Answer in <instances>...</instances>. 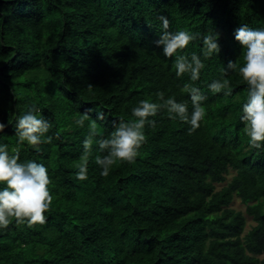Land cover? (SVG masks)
<instances>
[{"label": "trees", "instance_id": "obj_1", "mask_svg": "<svg viewBox=\"0 0 264 264\" xmlns=\"http://www.w3.org/2000/svg\"><path fill=\"white\" fill-rule=\"evenodd\" d=\"M160 16L197 36L181 54L201 56L199 80L177 77L163 56ZM242 23L264 27V0H0V143L16 148L17 117L38 108L52 140L19 155L48 167L53 194L45 223L0 228V264H264V150L248 146L240 120L247 85L230 72L228 88L207 87L229 60L243 64ZM212 30L220 51L204 59ZM185 85L206 96L198 129L162 109L134 163L101 176L95 157L106 153L94 143L88 179L76 178L92 121L107 138L158 92L190 113ZM82 113L91 119L79 127Z\"/></svg>", "mask_w": 264, "mask_h": 264}, {"label": "clouds", "instance_id": "obj_2", "mask_svg": "<svg viewBox=\"0 0 264 264\" xmlns=\"http://www.w3.org/2000/svg\"><path fill=\"white\" fill-rule=\"evenodd\" d=\"M161 31L156 41L162 47L163 56L174 57L176 76L189 74L191 81L200 78L205 64L201 56L195 52L181 54L190 42L197 36L188 30H169V19L159 17ZM219 32L211 31L202 38L201 54L204 59L217 55L220 51L218 43ZM234 38L243 46V64L229 60L221 69V78L213 79L208 84L210 92L218 93L229 87L224 79L230 72H238L247 85V97L241 105V122L248 137V146L255 150H264V27L252 28L242 23L234 32ZM183 91L189 94L192 110L189 113L187 101L178 102L173 96L165 98L163 92H158L157 100L142 99L131 109V117L114 125V131L107 138L96 139L97 125L95 121L89 124V133L82 141L84 150L82 162L75 173L78 180L88 179V155L93 144L104 155L95 157V164L101 169V176H108L116 162L132 164L139 154V149L146 141L145 126H155V117L160 110H166L170 119H179L190 125L189 131H194L206 119L207 110L204 106L206 96L198 87L184 86ZM230 95V93H225ZM91 118L82 113L76 121L79 127H84L85 121ZM5 125L0 123V132ZM51 122L40 113L38 108L30 107L16 119L15 135L17 147L9 150L7 144L0 143V228L9 225L12 218L17 223L25 222L29 226L45 223V213L50 208L53 194L50 191L52 180L49 169L43 163L33 160H21L19 145H39L50 143L52 136L47 135Z\"/></svg>", "mask_w": 264, "mask_h": 264}, {"label": "rangeland", "instance_id": "obj_3", "mask_svg": "<svg viewBox=\"0 0 264 264\" xmlns=\"http://www.w3.org/2000/svg\"><path fill=\"white\" fill-rule=\"evenodd\" d=\"M233 208L236 210V211H240L242 212L245 216H246V219H247V227L246 229L248 230L252 225H254L253 221L248 218V216L245 214V210H246V207L241 203V201L239 199H236L234 204H233Z\"/></svg>", "mask_w": 264, "mask_h": 264}]
</instances>
